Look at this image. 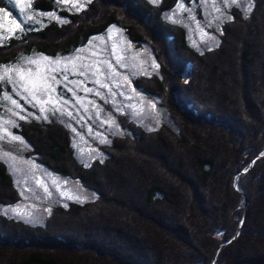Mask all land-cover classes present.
<instances>
[{
	"label": "trees",
	"instance_id": "1",
	"mask_svg": "<svg viewBox=\"0 0 264 264\" xmlns=\"http://www.w3.org/2000/svg\"><path fill=\"white\" fill-rule=\"evenodd\" d=\"M178 1L90 0L67 12L56 0H32L31 12L66 22L4 35L0 68L22 56L70 55L118 28L152 51L157 75L134 82L160 101L175 129L148 132L118 116L127 133L86 167L64 125L20 122L14 132L29 146L25 157L95 199L55 206L43 225L0 215V264H264V0L247 14L231 9L218 46L204 52L164 20ZM0 8L13 11L5 0ZM187 67L193 73L183 84ZM19 200L0 161V206Z\"/></svg>",
	"mask_w": 264,
	"mask_h": 264
},
{
	"label": "rangeland",
	"instance_id": "2",
	"mask_svg": "<svg viewBox=\"0 0 264 264\" xmlns=\"http://www.w3.org/2000/svg\"><path fill=\"white\" fill-rule=\"evenodd\" d=\"M5 1L13 10L12 13H15L14 16L9 13V20L5 22L3 13L0 12V25H6L0 27V44L4 35L7 38L15 37V33L25 30L26 27L28 29L32 26L35 30L49 22H66L65 18L55 12H31L32 0ZM89 1L56 0L60 9L67 12H78ZM147 1L157 4L160 0L156 3ZM252 1L236 0L233 3L232 0H179L163 18L168 23L184 28L188 37L187 43L196 52H204L218 46L220 28L230 19L231 9L236 8L247 14L252 7ZM13 18L21 25L19 29L12 23ZM43 57L45 56H22L19 62L12 66L1 67L0 76L4 75L5 68H34L35 66L29 63L30 59H39L43 68L48 63ZM57 58L61 59V64L56 65L57 79L61 82L54 85L58 98L53 99L51 104L45 103L43 107L46 111L43 113L40 112L39 105L33 106L34 101L28 102L27 93L23 88H17L10 81L0 80V161L8 167L20 196L17 204L0 206V215L30 225H43L55 206L83 204L93 201L95 195L81 187L77 181L57 176L33 159L25 157L29 146L14 132L20 122H48L54 119L64 125L71 133L72 148L78 163L86 167L92 161H101L105 157L101 148L108 147L111 139L127 133L121 128L118 116H126L130 122L148 132L155 131L162 125L175 129L165 110L160 107V101L143 93L134 82L141 77L157 75L158 66L152 51L147 46L135 47L118 28L110 27L104 35L91 38L70 55ZM64 58H68L67 62ZM98 60H106L108 64L96 63ZM81 65L93 66L87 76H81L76 71L75 66ZM64 67L69 69L68 81H83L79 89L63 80L61 70ZM93 71L96 72L95 75ZM192 73V68L187 67L180 75L181 83H188ZM9 75L16 78L14 71ZM97 80L100 81L99 84L96 83ZM69 88L73 90L69 91ZM84 88L92 91L86 93ZM60 93L64 95L61 97ZM6 96L9 99L6 100ZM65 99L67 103H64ZM12 100H15L16 104H13ZM53 105L60 111L47 110ZM69 112L72 113L71 116L68 115ZM13 136L20 139L15 140ZM45 187L48 192H45ZM12 208L22 212L30 211L36 219L18 218L11 211Z\"/></svg>",
	"mask_w": 264,
	"mask_h": 264
},
{
	"label": "snow or ice",
	"instance_id": "3",
	"mask_svg": "<svg viewBox=\"0 0 264 264\" xmlns=\"http://www.w3.org/2000/svg\"><path fill=\"white\" fill-rule=\"evenodd\" d=\"M152 2L156 3L157 0H152ZM232 2L235 3L236 0H232ZM0 12L3 13L4 21L7 22L9 20V15H10L9 12L5 11L3 8H0ZM12 23L15 24L17 29L21 27V25L16 22L15 18L12 19ZM5 26L6 25H0V27H5ZM43 60L48 61L47 65L43 66V68L41 66L39 59H30L29 63L31 65H34L35 66L34 68L33 67H27V68L17 67L15 70H13L12 68H5L4 75L0 76V80L10 81L17 88H23L24 92L27 93L26 98L28 99V102L32 103L34 101L35 103L33 104V106L39 105L40 106L39 110L41 113L46 111V109L43 107L45 103L51 104V101L53 99L58 98L56 96V88L54 87V85L59 84L61 82L59 79H57V75H56L58 71V69L56 68V65L61 64V59L57 58L55 60L50 61L48 57H43ZM64 60L67 62L68 58H64ZM96 63L108 64V61L98 60ZM92 68H93L92 65L75 66L76 71H78L81 76H87L88 72L92 70ZM13 71L16 77L15 79L13 78V76L9 75V73H12ZM68 73H69V69L67 67H64L61 70L63 80L68 81ZM95 74L96 72L93 71V75ZM68 82L77 89H79V87L83 83V81H68ZM96 83L99 84L100 81L97 80ZM102 86L107 87V85H102ZM68 90L72 91L73 89L69 88ZM83 90L86 93L92 91V89H89V88H84ZM59 95L62 97L64 94L60 93ZM73 95H75V92H73ZM45 97H48V99H45ZM5 99L6 100L9 99V97L6 96ZM12 103L16 104V101L12 100ZM64 103H67L66 99L64 100ZM47 110L60 111V109L55 107L54 105L50 109H47ZM68 115L71 116L72 113L69 112ZM44 118L47 119L46 116ZM13 139L19 140L20 138L13 136ZM244 171H247V168H245ZM44 190L45 192H48V189L46 187ZM48 194L51 195L50 192ZM65 194L66 193H61V195H65ZM11 211L15 213L18 218L28 219V220L36 219V217L33 216L32 212L30 211L22 212L17 208H12Z\"/></svg>",
	"mask_w": 264,
	"mask_h": 264
},
{
	"label": "water",
	"instance_id": "4",
	"mask_svg": "<svg viewBox=\"0 0 264 264\" xmlns=\"http://www.w3.org/2000/svg\"><path fill=\"white\" fill-rule=\"evenodd\" d=\"M234 189L237 191V189H236V187L234 186ZM243 202H244V209L246 210V206H247V204H246V198H245V196L243 195ZM245 221V216L243 217V222ZM242 227V226H241ZM241 227H240V229H241ZM237 237V234L234 236V238L233 239H235Z\"/></svg>",
	"mask_w": 264,
	"mask_h": 264
}]
</instances>
